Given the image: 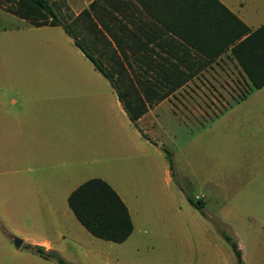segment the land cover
Returning a JSON list of instances; mask_svg holds the SVG:
<instances>
[{"label":"rangeland","instance_id":"rangeland-1","mask_svg":"<svg viewBox=\"0 0 264 264\" xmlns=\"http://www.w3.org/2000/svg\"><path fill=\"white\" fill-rule=\"evenodd\" d=\"M242 1L257 22L264 21V0ZM0 3V16L6 6L14 4L13 0ZM62 13L71 14L64 3ZM6 17L1 25L20 28L0 31L3 105L10 95H16L8 87L64 84L69 81L66 70L88 62L79 57V49L71 42L69 53L76 55L77 62L66 60L69 37L61 26L36 27ZM102 59L109 65L110 61ZM103 81L109 86L105 77ZM181 96L185 94L176 95L182 100ZM159 115L154 126H140L144 137L121 105L111 106L104 98L100 142L92 154L88 147L86 155L77 151L65 158L63 147L50 146L48 141L17 146L0 140V264H60L32 251L28 240L50 241L52 250L70 264H238L222 231L237 243L244 264H264V222L243 220L228 212L229 205L220 213L222 203L217 195L203 197L204 203L198 200L203 189L196 175L183 156L174 158L176 147L190 133L164 111ZM39 143L44 149L32 148ZM163 148L172 152V168ZM95 177L109 182L130 206L134 230L124 242L95 237L68 205L69 193ZM16 237L27 241L17 247Z\"/></svg>","mask_w":264,"mask_h":264},{"label":"crops","instance_id":"crops-1","mask_svg":"<svg viewBox=\"0 0 264 264\" xmlns=\"http://www.w3.org/2000/svg\"><path fill=\"white\" fill-rule=\"evenodd\" d=\"M96 1L95 7L90 9ZM150 1H157L158 4L144 6L139 0H66V4L68 11L74 15L89 9L97 25V28L94 27L96 31L88 29L93 27L90 20L86 23L81 20L80 27H88L83 35L96 46V55L109 41L116 48V54L110 48L105 51V58L108 59V54L123 61L127 74L133 78L154 80L160 77L149 62L163 61L169 56L167 50L171 49L170 46L181 41L167 30L170 27H183V9L181 6L161 4L164 0ZM219 1L252 31L264 23L257 22L242 0ZM8 15L26 21L5 10L0 16V31H16L20 28L13 24L1 25ZM70 42L79 49L81 56L76 54L90 64L83 62V66L78 69L66 70L69 81L64 84L8 87L12 89L9 93L16 95H10L5 105L0 102L1 141L13 142L17 146L20 142H52L50 146L63 147L65 158L78 152H85L82 155H86L88 147L91 154L95 152L100 142L104 98L111 106L121 105L123 110L124 107L109 80L70 37L66 40V60L77 62L76 55L73 57L69 53ZM118 42L125 47V54L117 47ZM139 46L143 48L138 49ZM194 56L188 59L193 70L201 69L167 97L149 107L139 119V125L146 128L154 126L160 116L159 111H164L168 119L184 125L190 134L182 146L176 147L174 158L183 156L196 175L203 189L198 200L204 203L203 197L217 195L215 197L222 203L220 213L229 205L232 207L227 211L243 220L264 222V86L252 87L231 47L205 65L206 57ZM180 68L185 69V65ZM103 77L109 86L104 84ZM165 89L157 88L160 92ZM0 90L3 89L0 87ZM24 93L29 95L24 96ZM180 93L185 94V97L181 96L182 100L176 97ZM34 147L42 148L43 145L39 143ZM83 163L88 164L89 161ZM116 192L128 207L132 219L129 204ZM28 243L43 245L47 250L53 249L47 240H28Z\"/></svg>","mask_w":264,"mask_h":264},{"label":"trees","instance_id":"trees-1","mask_svg":"<svg viewBox=\"0 0 264 264\" xmlns=\"http://www.w3.org/2000/svg\"><path fill=\"white\" fill-rule=\"evenodd\" d=\"M13 0L14 4L6 6L5 10L28 21L34 26L58 25L66 34L73 39V42L92 61L110 82L122 103L131 123L138 128L144 137L139 125V119L148 111L154 103L167 97L174 89L187 81L195 71L189 62L194 57H206L203 63L217 57L220 53L231 47L232 53L238 59L240 65L246 72L253 88L264 86V23L255 30H251L237 15L231 12L219 0H164L160 2L166 6H181V20L183 27H170L167 31L177 35L181 40L179 44L170 46L167 50L168 57L161 62H149L155 67L160 78H133L127 74L125 64L113 56L105 58V51L112 48L116 54V48L108 41L99 52L95 54L93 42H88L80 27V21L86 23L90 20L93 27L97 25L90 15L89 9L79 15L62 13V3L68 5L66 0ZM144 6L146 4H158L157 1L139 0ZM93 2L90 9L95 7ZM2 6V3H0ZM102 35L101 29L97 30ZM108 31L110 29L108 28ZM117 47L125 54V47L118 42ZM139 46L138 49H142ZM97 49V48H96ZM194 53V54H193ZM109 65H105L103 58ZM110 57V58H109ZM174 60H172L171 58ZM185 65V69H181ZM163 68H166L165 70ZM158 89H164L158 91ZM166 152L169 165L173 167L172 152L163 148ZM190 201L199 209L202 205ZM68 204L78 221L94 236L114 242H123L133 231V222L128 207L106 181L99 178H92L71 192L68 197ZM225 239L233 248L238 264H244L243 257L237 243L225 231H222ZM32 251L37 252L44 258L56 259L60 264H70L59 252L47 250L42 245L27 244Z\"/></svg>","mask_w":264,"mask_h":264},{"label":"water","instance_id":"water-1","mask_svg":"<svg viewBox=\"0 0 264 264\" xmlns=\"http://www.w3.org/2000/svg\"><path fill=\"white\" fill-rule=\"evenodd\" d=\"M14 242H15L17 247H20L22 242H23V240L21 238H17L16 237V238H14Z\"/></svg>","mask_w":264,"mask_h":264}]
</instances>
